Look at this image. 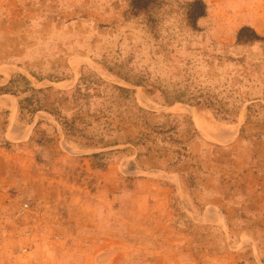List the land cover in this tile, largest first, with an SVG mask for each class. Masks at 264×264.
<instances>
[{
	"label": "rangeland",
	"instance_id": "rangeland-1",
	"mask_svg": "<svg viewBox=\"0 0 264 264\" xmlns=\"http://www.w3.org/2000/svg\"><path fill=\"white\" fill-rule=\"evenodd\" d=\"M134 1L0 0V264H264V0Z\"/></svg>",
	"mask_w": 264,
	"mask_h": 264
},
{
	"label": "crops",
	"instance_id": "crops-1",
	"mask_svg": "<svg viewBox=\"0 0 264 264\" xmlns=\"http://www.w3.org/2000/svg\"><path fill=\"white\" fill-rule=\"evenodd\" d=\"M14 97L12 95H0V165L3 163H7L10 158L20 156H26L32 161V149L29 148L28 145L24 144L25 140L29 139L33 133V131H29L27 126L24 123L19 122ZM16 101V100H15ZM17 102V101H16ZM15 108V109H14ZM13 141L11 147L5 146L2 144L3 141ZM264 144V141H263ZM191 148L196 149L202 145L204 147V143L202 139L193 140L191 143ZM203 149V148H202ZM28 154V155H27ZM263 157H264V147H263ZM238 158H242L241 162L237 161ZM255 158L254 155L251 154L250 151H246L240 153L233 159V164L230 169H233V173L235 175H242L243 178L249 177L250 179H254L256 173V167L251 163L252 159ZM263 171V169H262ZM216 177L219 176L217 172H214ZM256 180V179H255ZM255 182V184L259 183V185L264 186V179ZM245 182H249V185L253 184L252 180H245ZM262 186V190L256 193V201L259 202L258 209L260 213H258L259 217L264 218V187ZM1 187V186H0ZM0 193L5 194L6 191H1ZM249 199V198H248ZM247 197L245 195H236L234 193H229V211L231 215L237 216L240 215L244 217L247 213L245 208ZM240 202V203H239ZM255 216L253 213H251ZM230 215V213H229Z\"/></svg>",
	"mask_w": 264,
	"mask_h": 264
},
{
	"label": "trees",
	"instance_id": "trees-1",
	"mask_svg": "<svg viewBox=\"0 0 264 264\" xmlns=\"http://www.w3.org/2000/svg\"><path fill=\"white\" fill-rule=\"evenodd\" d=\"M136 2V0L134 1V3ZM191 5L192 6H200V10H199V8H196L197 9V12H196V14H195V17L197 18V17H201V16H204L205 15V10H206V7H205V5L203 4V1L202 0H195V1H193V2H191ZM194 17V18H195ZM244 29H245V27H243L241 30H240V32H239V40H241V38H240V34L244 31ZM254 39H259L260 37H258V36H256L257 35V33H255L254 32Z\"/></svg>",
	"mask_w": 264,
	"mask_h": 264
}]
</instances>
